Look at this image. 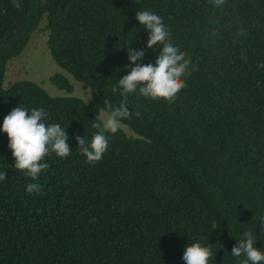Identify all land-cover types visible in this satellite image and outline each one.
Returning <instances> with one entry per match:
<instances>
[{
  "label": "trees",
  "instance_id": "trees-1",
  "mask_svg": "<svg viewBox=\"0 0 264 264\" xmlns=\"http://www.w3.org/2000/svg\"><path fill=\"white\" fill-rule=\"evenodd\" d=\"M0 0V128L16 106L44 108L46 122L67 128V158H45L38 181L14 168L0 131V264H184L187 245L211 244L209 264H242L231 255L244 231L264 250V0ZM163 18L171 40L190 60L186 87L174 102L138 93L127 98L131 118L110 135L103 158L86 162L76 136L119 106L112 87L131 67L127 48L154 63L149 33L136 12ZM52 60L84 89L51 97L40 85L4 87L41 23ZM49 81L72 95L63 74ZM138 113V115H137ZM38 182L42 193L27 192Z\"/></svg>",
  "mask_w": 264,
  "mask_h": 264
},
{
  "label": "clouds",
  "instance_id": "clouds-1",
  "mask_svg": "<svg viewBox=\"0 0 264 264\" xmlns=\"http://www.w3.org/2000/svg\"><path fill=\"white\" fill-rule=\"evenodd\" d=\"M214 7H222L225 0H209ZM14 7H21L18 0H13ZM139 24L149 33L147 48L161 49L154 63H138L145 56L144 50L127 48L130 68L127 75L118 80L112 87V93L123 97L119 106H114L107 97L104 101L106 111L96 117L91 127L95 129L91 141L83 136H76L78 149L86 157V162L95 164L99 162L109 147L110 135H115L122 122L131 118L127 107L128 96L138 93L149 99H163L174 102L182 89L186 87L183 77L189 74L190 60L186 59V52L173 43L168 27L163 18L153 11L142 10L136 12ZM264 68V62L258 65ZM138 115V113H137ZM48 113L44 108L28 109L23 106L14 107L3 120L2 128L8 137V148L14 159V168L21 170L31 178L38 181L40 175L49 168L44 162L46 157L55 154L59 158H67L72 148L67 141L69 134L67 128L60 124L46 122ZM7 171L0 172V181L6 179ZM27 192L42 193V185L38 182L28 183ZM264 226V221L260 222ZM264 232V227L262 231ZM257 235L251 231H244L242 238L233 246L231 255L244 256L242 264H264V250L255 247ZM212 257L211 244L203 245L200 242L187 245L183 253L184 264H209Z\"/></svg>",
  "mask_w": 264,
  "mask_h": 264
},
{
  "label": "rangeland",
  "instance_id": "rangeland-1",
  "mask_svg": "<svg viewBox=\"0 0 264 264\" xmlns=\"http://www.w3.org/2000/svg\"><path fill=\"white\" fill-rule=\"evenodd\" d=\"M45 23L42 22L39 30L33 34L25 51L19 56L10 60L4 78V87H8L17 81H31L40 85L51 97L75 96L88 103L91 100L90 91L84 89L69 74L62 70L52 60L47 49V32L44 30ZM65 75L74 87L72 95L59 90L49 81L54 74ZM104 111H100L99 116ZM121 129L131 135V131L124 125Z\"/></svg>",
  "mask_w": 264,
  "mask_h": 264
}]
</instances>
